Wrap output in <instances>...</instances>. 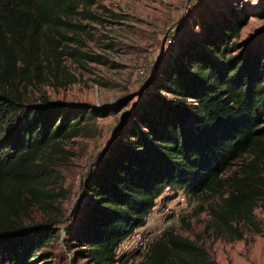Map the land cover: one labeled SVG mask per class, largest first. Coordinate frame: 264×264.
I'll use <instances>...</instances> for the list:
<instances>
[{"label":"trees","instance_id":"obj_1","mask_svg":"<svg viewBox=\"0 0 264 264\" xmlns=\"http://www.w3.org/2000/svg\"><path fill=\"white\" fill-rule=\"evenodd\" d=\"M105 0H0V264H30L55 236L45 227L23 228L33 205L49 206L53 173L44 160L58 141L76 137L89 115L43 101L27 104L19 91L44 68L63 71L61 58L104 64L79 51L78 16ZM242 13L229 12L170 56L156 77L144 76L135 105L122 114L99 160L80 188L79 218L66 227L77 256L90 264H118V245L144 224L165 188L208 194L210 225L241 238L240 227L260 234L253 211L264 195L258 162L264 157V56L233 54ZM254 162L228 181L221 174L243 154ZM73 227V228H71ZM138 264H214L197 243L162 232Z\"/></svg>","mask_w":264,"mask_h":264},{"label":"rangeland","instance_id":"obj_2","mask_svg":"<svg viewBox=\"0 0 264 264\" xmlns=\"http://www.w3.org/2000/svg\"><path fill=\"white\" fill-rule=\"evenodd\" d=\"M89 11L96 21L80 16L73 21L83 26L79 51L99 56L105 63L63 56V71L53 68L49 73L44 68L40 77L31 84L21 83L19 88L27 104L45 101L69 110L80 108L87 116L93 109H110L106 117L83 118L76 137L58 141L56 149L45 153L44 160L53 173L46 188L49 206L30 207L22 215L21 225L45 227L42 230H53L55 236L30 264H90L77 256L78 248L65 229L76 225L79 218L83 177L99 160L122 114L142 94L145 75L156 78L175 49L188 42L199 43L205 27L231 11L244 16L233 40V54L254 51L264 56V0H105ZM262 119L258 129L264 136V116ZM254 160L252 153L243 154L221 174V180L238 175ZM256 164V173L264 181V157ZM215 202L217 198L208 194L164 190L144 224L128 236L143 237V249L118 252V264L140 263L147 247L164 231L197 243L214 264H264V195L253 211L260 234L240 227L241 238L209 227L208 208Z\"/></svg>","mask_w":264,"mask_h":264},{"label":"built area","instance_id":"obj_3","mask_svg":"<svg viewBox=\"0 0 264 264\" xmlns=\"http://www.w3.org/2000/svg\"><path fill=\"white\" fill-rule=\"evenodd\" d=\"M139 74L141 76H144L145 75L144 70H140ZM167 189H169V188L167 187L164 190H167ZM143 247H144V240H143V237H140V235L139 236H135V237H130V238L127 237L125 240H123L118 245L116 253H118V252L127 253V252H130V251H133V250L143 249Z\"/></svg>","mask_w":264,"mask_h":264}]
</instances>
